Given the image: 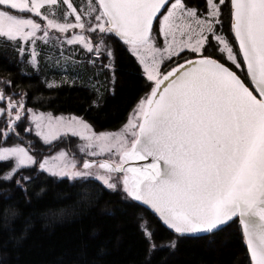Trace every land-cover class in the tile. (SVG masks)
<instances>
[{"label":"snow or ice","instance_id":"6c2138e0","mask_svg":"<svg viewBox=\"0 0 264 264\" xmlns=\"http://www.w3.org/2000/svg\"><path fill=\"white\" fill-rule=\"evenodd\" d=\"M117 42L134 57L126 73L132 86L143 79L140 87L148 90L115 131H96L81 116L29 107V91L11 74L0 77V137L4 144L11 137L20 141L0 146V163L11 164L0 172V184L11 186L0 199L10 201L19 190L31 205L28 186L45 172L93 178L101 187L85 190L83 214L104 190L119 191L125 204L147 206L174 233L157 245L154 229L138 214L148 245L140 264H152L165 248L174 256L187 240L213 246L237 219L249 264H264V0H203V6L199 0H0V43L13 46L16 62L27 57L37 74L66 73L59 81L42 78L49 90L76 86L95 69L87 76L86 86L96 92L89 111L102 109L105 92L117 94V73L124 71ZM69 133L82 141V165L66 149L39 160L32 154L36 138L52 145ZM32 169V175L23 174ZM0 207L6 221L18 215L12 205ZM38 215L33 208L20 234L0 247L11 242L18 248ZM109 251L102 243L90 256L82 244L56 264H110Z\"/></svg>","mask_w":264,"mask_h":264},{"label":"trees","instance_id":"16d2710c","mask_svg":"<svg viewBox=\"0 0 264 264\" xmlns=\"http://www.w3.org/2000/svg\"><path fill=\"white\" fill-rule=\"evenodd\" d=\"M81 2L86 3L85 0H76L77 4ZM116 47L118 64L124 71L117 73L116 96L105 92L101 101L103 107L100 110L95 107L91 111L88 110L92 100L96 98V92L86 86L87 76L95 69L89 68L82 79L77 80L76 86L64 84L49 90L42 80V77L51 79L49 72L37 74L27 64V60L23 64H18L13 46L0 43V77L11 74L15 84L22 85L29 91L28 106L52 112L54 115L81 116L98 131L116 130L127 120L128 113L146 91L140 87L144 83L143 79L136 80L135 86H132L133 78L126 74L128 65L134 62V57L119 42L116 43ZM10 60L12 63H9ZM21 69L31 75H22ZM65 74L63 72V75ZM99 79L103 81V75ZM82 84L85 86H81ZM32 96L40 98L41 102L32 101ZM43 148L47 147L43 144ZM42 151L43 149L33 148L32 152L43 153ZM10 167V163H0V172ZM34 171L35 169L24 170L23 174L32 175ZM8 187L11 186L0 184V198L4 194L3 189ZM99 187L101 186L98 182L91 180L55 177L45 172L28 186L31 205L26 204L25 196L19 190L10 201L0 199V206L12 205L18 212L16 217L9 216L6 221L0 207V242L8 241L10 237L20 234L33 208L38 209L40 213L33 218L34 227L18 248H14L11 242L7 248L0 247V264H56L62 254H74L82 244L87 245L90 256L94 255L97 246L102 243L110 250L106 257L110 264L111 262L140 264L147 255L148 245L137 227L138 214H142L149 227L154 229V240L157 245L165 244L174 238V233L164 227L146 206L125 204L121 192L112 193L104 190L94 207L87 211V214H83L85 212L81 203L83 193L85 190L95 193ZM41 188L45 191L37 198L36 194ZM59 212L65 213L61 219L51 216ZM110 212L115 214L109 215ZM237 226L236 221V224L225 232L217 234L213 246H208L204 240H187L181 244L180 250L174 256L170 255L166 248L158 251L152 257V264H234L237 260L240 264H249L247 249ZM6 227L11 230H5ZM93 231L97 233L94 237Z\"/></svg>","mask_w":264,"mask_h":264},{"label":"rangeland","instance_id":"374dc122","mask_svg":"<svg viewBox=\"0 0 264 264\" xmlns=\"http://www.w3.org/2000/svg\"><path fill=\"white\" fill-rule=\"evenodd\" d=\"M86 1V0H85ZM193 3H196L197 2V0H193L192 1ZM199 3L201 4V6H203V0H199ZM157 27H158V24H157ZM185 54H187V53H185ZM65 55H67V53H65ZM77 59H78V57H77ZM25 60H27V58H25ZM52 63H56V60L55 59H53L52 60ZM61 63H63V61H61ZM42 69H43V67H44V65H43V63H42ZM41 72H44L43 70L41 71ZM41 72H40V74H41ZM49 72V75H50V78L51 79H49V80H53V79H55L56 81H59V80H61V77H63L64 75H63V72H59V71H48ZM47 73V72H46ZM66 75V74H65ZM43 78V77H42ZM43 80V79H42ZM36 84V83H35ZM148 89H146V91H147ZM29 107H31V106H29ZM39 111H42V110H40V109H38ZM42 112H45V113H47L48 111H42ZM60 115V114H59ZM64 116H71V115H64ZM126 122V121H125ZM124 122V123H125ZM27 126V122L25 121V123L24 124H22L21 126H20V131H21V135L23 136L24 134H23V128L24 127H26ZM0 127H3V124L2 123H0ZM120 128V127H119ZM118 128V129H119ZM118 129H116V130H118ZM96 131H98V130H96ZM110 131V130H109ZM111 131H115V130H111ZM64 137V136H63ZM63 137H61V138H59L57 141H55L56 143H58V144H55V142L52 144V145H44V147H47V148H43V143L42 142H40L39 141V139L38 138H36V143L32 146V149L33 148H39L40 150L41 149H43V153H41V152H38V153H35V152H32V154L33 155H37V157H38V160L39 159H43V156H45V155H47V156H54L55 154H56V152H58L60 149H66L67 151H69V154H70V156L72 155V154H75V158H76V160L78 161V163L80 164V165H82V163H83V158H84V154H82V153H80L79 152V149H78V147H77V145H79V144H81L82 143V141L79 139V137H74V136H72L70 133L67 135V136H65L64 138ZM32 138H34V137H25V139H32ZM2 137H0V146H10L11 144H13V143H19L20 141H17V140H15V138L14 137H11V138H9L8 139V142H7V144H4V143H2ZM54 144H55V146H54ZM57 145V146H56ZM53 146V147H52ZM52 147V148H51ZM100 158H104V159H107L108 157H107V155H105V156H103V157H100ZM36 168H38V163H37V165H36ZM66 178H68V177H66ZM69 179V178H68ZM80 179H85V180H91V181H93V178H80ZM99 183V182H98ZM117 193H120L119 191H117ZM65 215V213L64 212H59V213H57V214H53V215H51V216H53V217H58V218H62L63 216ZM151 228V227H150Z\"/></svg>","mask_w":264,"mask_h":264},{"label":"flooded vegetation","instance_id":"af4514ba","mask_svg":"<svg viewBox=\"0 0 264 264\" xmlns=\"http://www.w3.org/2000/svg\"><path fill=\"white\" fill-rule=\"evenodd\" d=\"M193 1V0H192ZM195 1V0H194ZM228 28V23H227V20L225 21V29H227ZM187 54H185V56H186ZM184 57L182 56L181 57V59H183ZM164 67H165V69H167V67H169V65L167 64V63H165V65H164Z\"/></svg>","mask_w":264,"mask_h":264},{"label":"water","instance_id":"95a60500","mask_svg":"<svg viewBox=\"0 0 264 264\" xmlns=\"http://www.w3.org/2000/svg\"><path fill=\"white\" fill-rule=\"evenodd\" d=\"M147 207V206H146ZM150 209V208H149ZM151 210V209H150ZM152 211V210H151ZM155 214V213H154ZM156 215V214H155ZM156 217L158 218V220L161 222V224L164 226V227H166L167 228V226L166 225H164L163 224V222L159 219V217H158V215H156ZM168 229V228H167ZM168 230H170V229H168ZM171 231V230H170Z\"/></svg>","mask_w":264,"mask_h":264}]
</instances>
